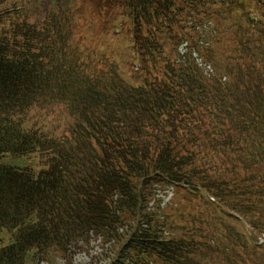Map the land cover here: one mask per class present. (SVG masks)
<instances>
[{
  "label": "trees",
  "instance_id": "1",
  "mask_svg": "<svg viewBox=\"0 0 264 264\" xmlns=\"http://www.w3.org/2000/svg\"><path fill=\"white\" fill-rule=\"evenodd\" d=\"M90 2L136 70L83 41L76 0H0V264L93 231L108 264H264L241 222L264 231V0Z\"/></svg>",
  "mask_w": 264,
  "mask_h": 264
},
{
  "label": "rangeland",
  "instance_id": "2",
  "mask_svg": "<svg viewBox=\"0 0 264 264\" xmlns=\"http://www.w3.org/2000/svg\"><path fill=\"white\" fill-rule=\"evenodd\" d=\"M76 1L78 2L76 7H81L82 11H76V17L79 20L78 35L83 41L89 44L91 49L99 48L101 52L105 53V56L109 55L119 61L118 54L124 60L121 51H127L130 56L125 58L124 65H129V69L136 70L135 67L130 66L133 65L131 63L133 53L129 50L131 37L128 24L124 18L112 13L110 9L114 7L110 5L104 6L107 10L104 14L102 11L103 5L101 4H94L90 0ZM115 27H118L119 30ZM57 132H59V129L55 130V133ZM166 199H169V196H166ZM96 232L93 231L91 234L88 245L79 243L68 251L69 260L66 259L67 255L64 252L52 251L51 253L39 255L40 258L36 260V264H108L114 256L113 244L104 242L102 234Z\"/></svg>",
  "mask_w": 264,
  "mask_h": 264
}]
</instances>
